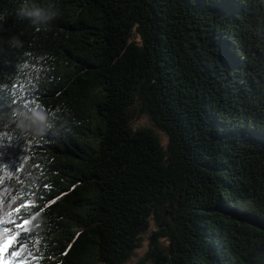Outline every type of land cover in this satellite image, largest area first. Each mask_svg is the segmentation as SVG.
<instances>
[{
	"label": "trees",
	"instance_id": "1",
	"mask_svg": "<svg viewBox=\"0 0 264 264\" xmlns=\"http://www.w3.org/2000/svg\"><path fill=\"white\" fill-rule=\"evenodd\" d=\"M22 2L0 0V221L30 214L27 264H125L153 225L140 264H264V0H34L47 31Z\"/></svg>",
	"mask_w": 264,
	"mask_h": 264
},
{
	"label": "clouds",
	"instance_id": "2",
	"mask_svg": "<svg viewBox=\"0 0 264 264\" xmlns=\"http://www.w3.org/2000/svg\"><path fill=\"white\" fill-rule=\"evenodd\" d=\"M8 13H0V20H5ZM59 15V9L54 3H47L46 5H40L34 2V0H23L21 5L16 9L15 16L17 20L24 21L27 20L29 23L36 28L37 31H47L49 23L54 20ZM10 43L15 47H22V43L19 41L18 37H12ZM36 116L42 117L41 120L46 119L44 114H34ZM17 127L20 128L22 132L27 134L28 132H39L41 129L34 127L33 123H30L27 119L17 121Z\"/></svg>",
	"mask_w": 264,
	"mask_h": 264
},
{
	"label": "snow or ice",
	"instance_id": "3",
	"mask_svg": "<svg viewBox=\"0 0 264 264\" xmlns=\"http://www.w3.org/2000/svg\"><path fill=\"white\" fill-rule=\"evenodd\" d=\"M42 119V117H40ZM24 205H21L23 207ZM16 212H20V207L16 208ZM11 216V212L8 213ZM30 214L25 213L19 218L21 221L17 223L16 221H0L3 223L15 224L18 231H11L9 228L5 227L3 232L6 234L3 238H0V264H27L28 258L37 259L35 253L31 250H27V246L32 243L35 237L28 234V228L26 225L30 223ZM15 249V250H11ZM64 254H67L66 252ZM24 257L17 260L18 257Z\"/></svg>",
	"mask_w": 264,
	"mask_h": 264
},
{
	"label": "rangeland",
	"instance_id": "4",
	"mask_svg": "<svg viewBox=\"0 0 264 264\" xmlns=\"http://www.w3.org/2000/svg\"><path fill=\"white\" fill-rule=\"evenodd\" d=\"M135 126H150V122L149 119L147 118H142L139 121H137L135 123ZM157 133L159 134V136L161 137V139L164 141V143H167V138L165 137V135L160 131L157 130ZM14 224H11L9 226H7V228H9L11 231L14 232L15 228L13 226ZM13 226V227H12ZM4 228L0 229V238L4 236V232H3ZM155 226L153 225L151 230L145 234L143 236V241L141 243L140 248L136 251L135 255L125 264H140V262L146 257L147 253L149 252V248H150V241H149V237L151 236V234L155 231ZM144 264H149V263H144Z\"/></svg>",
	"mask_w": 264,
	"mask_h": 264
}]
</instances>
